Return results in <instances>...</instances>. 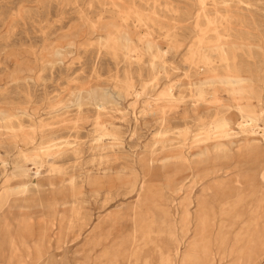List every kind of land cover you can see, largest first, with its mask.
I'll return each instance as SVG.
<instances>
[{"label":"rangeland","instance_id":"obj_1","mask_svg":"<svg viewBox=\"0 0 264 264\" xmlns=\"http://www.w3.org/2000/svg\"><path fill=\"white\" fill-rule=\"evenodd\" d=\"M202 6L251 16L252 55L232 50L264 81V0H0V193L26 169L14 182L39 202L18 214L32 226L30 247L11 248L0 264L110 263L103 252L119 264H230L241 224L221 230L218 219L212 253L190 246L199 192L227 196L224 182L252 190L248 229L262 249L245 234L240 255L259 251L254 264H264V84L260 95H233L217 77L202 91L207 67L220 64L218 26L196 25ZM247 104L254 113L239 111ZM169 211L185 234L166 230ZM139 235L149 245L137 247ZM93 238L102 239L96 251Z\"/></svg>","mask_w":264,"mask_h":264},{"label":"bare ground","instance_id":"obj_2","mask_svg":"<svg viewBox=\"0 0 264 264\" xmlns=\"http://www.w3.org/2000/svg\"><path fill=\"white\" fill-rule=\"evenodd\" d=\"M203 3H205V2L202 1V4ZM201 8H202V10H200L201 12L196 14V20H197L196 25L200 29H202L204 25H207V26L216 25V26H218V27L214 28L212 32H215V35L217 38V45H215L216 47L215 46L214 47L217 49L218 54H219V58H220V64L219 65H216V66L211 65V66L207 67L206 70L208 72L213 73V75L208 77V78H205L204 81L200 84V86L202 87V91L204 90L203 88H205L204 86L208 83L206 81V79L212 80L215 78L217 79V77H219L224 81V83L231 86L230 91L232 92L233 95H238V93L240 91H243V89L244 90L245 89L255 90L260 95L261 92H263L262 89H263L264 81L261 79L258 82H255L251 77H249L246 73L252 72V70H253L252 69V67H253L252 62L248 61L246 59L239 60L237 58L238 53H236L235 51L232 50V47H235V50L236 49H243L245 51L248 49L249 54L252 55V48L254 47L255 44L253 41L254 32H252V30L248 27V22L251 20V16L249 14L245 13L244 10L241 9V7H237V8H235V10H232L228 6L219 7V8L215 7L214 12L209 11L207 9V7H204V6H202ZM198 41H199V39H198ZM211 42L215 43V41H212V40H211ZM195 47H196V45H195ZM194 50H193V52H194ZM244 53H246V52H244ZM195 56H197V54ZM206 57H208V54ZM192 60H190V62ZM208 60H206V61H208ZM194 63H195V61H194ZM192 66H193V63H192ZM196 67H199V66H196ZM197 73H198V71H197ZM252 74H253V72H252ZM255 76H257V75L255 74ZM217 80H219V79H217ZM247 82L251 83L250 87H245V83H247ZM237 85H239V86H237ZM240 85H242V86H240ZM212 87H211V89H212ZM171 90H172L171 88L168 89L165 93H163V95L169 94ZM205 94H208V93H205ZM251 94H252V92H251ZM203 95H204V92H203L202 96ZM200 98H203V97H200ZM261 98H262V96H261ZM203 99H205V98H203ZM253 101H254V99H253ZM210 102H212V101H210ZM248 104L246 106L239 107V109H240L239 111L243 112V114H244V111L254 113L255 111H254L253 106L248 105ZM228 107L230 109V106H228ZM260 116H261V114H252V115H248L245 117H248V120L253 122V121H258L260 119ZM244 122L240 123L241 126H244V125L245 126H251L253 131H255L256 126H258V125L251 123V122H250L251 124H249V123H247L248 121H246V124H244ZM225 133H227V132H225ZM231 133H233V132L231 131L229 133V136L232 135ZM256 133H258V132H256ZM232 136L234 137L235 135H232ZM41 159H39V162L35 163L36 164L35 175H40L41 170L44 167V162ZM27 172L28 171L26 169H24V170L20 171L18 174H15V172L10 174L8 176V180H10V182L12 181V183L10 184V186L5 187L3 189V191L0 193V262L4 261L6 259V255H8L11 248L18 247V246H20V247L29 246L30 247V245H27L26 240L29 238V235L31 236L33 234L32 226L27 225V224L26 225L23 224L20 221V219L18 218V214H19V211H21V209L24 208L26 205H30L32 202H36V204L39 205V202L36 199L32 200L30 194H32L33 191L30 190V185L27 184V182H22V180H20L19 182H14V180H17L18 178L24 176ZM262 177H264V175H262ZM235 182L241 184L237 180ZM220 184H221V186H219V187L223 188V190L228 188L227 190L229 191V194L227 196L225 194L221 193V191L218 192L219 196L217 194L215 195L212 191L214 188L215 189H217V188L212 187V186L205 187L204 189H202L199 192L198 201L200 202V207L198 205V208H200V209L197 208L198 214L196 215V221L199 222V224L196 228L195 235L193 237L192 242L190 243V246L192 248H194L195 251H201L204 254L212 253L213 246L211 244L209 237H210V232H212L211 230L215 227L216 222H218L217 220L219 219L218 223H219L221 230L223 229V226L225 225L226 221H229V222L234 223V224H241L240 229L237 231V234L235 236L234 245L232 246V251H231L232 260H231L230 264H254L255 257H256V255H259V251L251 252L245 258H243L240 255V251L242 249L241 248V240H242L243 236H245V234H249V235L253 236L254 240L258 244V249H262V245L259 241V237L250 234L249 229H248L249 224L251 223V220H252V219H248V217H247L249 209L252 206V201L250 200L251 196H252V193H251L252 190H250V189L241 190L238 188H236V190H234V189L231 190V188L233 186L231 183L224 182V183H220ZM209 212L212 213V216L210 218L207 217V215L209 216ZM176 214H177V212H176ZM193 215H194V213H193ZM176 216L177 215H175L169 211L167 213V216H166V219L164 222L166 230L169 231L171 233V235H173L174 237L179 235V232H181L182 234H185L188 231V229L186 231V228L178 225V221H177ZM182 217H183L182 223H185V221L189 217V215L184 213V214H182ZM93 239L94 240L92 242L91 247H92V250L96 251L98 249V247H101L102 239L101 240H99L97 238H93ZM146 242L147 241H145V238L139 235L138 242L136 243V246L140 247V246L149 245V243H146ZM33 244H34L33 249L35 251V260L34 261L37 263L40 259H42V257L45 254L44 250H43V243H42V240L39 238V239L33 240ZM117 255L110 257L109 254H105V252H103L101 257H102V259L104 257H107L108 261L110 262L108 264H119V260L117 258ZM99 258H98V260H99ZM96 262L98 264H103L102 260L96 261ZM161 264H172V263L170 261H168L167 259L163 258L161 260Z\"/></svg>","mask_w":264,"mask_h":264}]
</instances>
